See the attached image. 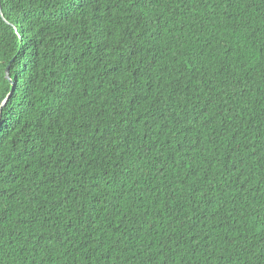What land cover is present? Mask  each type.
I'll list each match as a JSON object with an SVG mask.
<instances>
[{"label": "trees", "instance_id": "16d2710c", "mask_svg": "<svg viewBox=\"0 0 264 264\" xmlns=\"http://www.w3.org/2000/svg\"><path fill=\"white\" fill-rule=\"evenodd\" d=\"M0 7V264H264V0Z\"/></svg>", "mask_w": 264, "mask_h": 264}, {"label": "water", "instance_id": "95a60500", "mask_svg": "<svg viewBox=\"0 0 264 264\" xmlns=\"http://www.w3.org/2000/svg\"><path fill=\"white\" fill-rule=\"evenodd\" d=\"M1 8V7H0ZM5 76H6V78L9 80V81H11V77H10V75H9V66L6 68V70H5ZM12 95V90H11V93L7 96V98L3 101V105L8 101V99L10 98V96Z\"/></svg>", "mask_w": 264, "mask_h": 264}]
</instances>
